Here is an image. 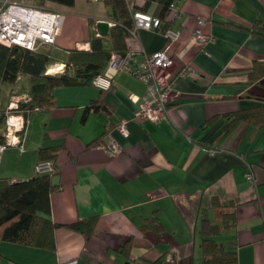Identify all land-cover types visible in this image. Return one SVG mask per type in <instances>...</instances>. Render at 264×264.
<instances>
[{"label":"crops","instance_id":"0c3cea01","mask_svg":"<svg viewBox=\"0 0 264 264\" xmlns=\"http://www.w3.org/2000/svg\"><path fill=\"white\" fill-rule=\"evenodd\" d=\"M36 1L23 3L48 5L43 7L63 15L55 43L37 48L49 52L47 68L64 64L71 48L88 49L89 36H106L114 21L105 1ZM174 1L182 16L166 26L178 31L175 41L158 29L138 27L130 44L146 53L165 47L173 59L176 94L165 118L136 119L138 102L154 99L156 91L119 69L107 89L54 86L53 103L27 117L23 150L2 152L0 178L9 181L34 175L40 149L55 162L49 203L50 218L59 225L47 246L0 238V264H147L167 252L174 264H264V126L233 118L239 109L264 104V75L248 78L254 63H264V34L256 30L264 23V0ZM146 9L157 16L152 1ZM198 19L213 40L197 41ZM98 21H107L106 34H99ZM140 59L132 55L129 68ZM188 62L196 72L178 75ZM27 79L19 74L16 82ZM15 92L17 85H1L0 108ZM95 99L110 113L85 111ZM121 119L126 136L117 129ZM109 138L120 153L99 146ZM147 217L160 226L144 224ZM204 217L219 224L210 236L235 250L233 262L203 259Z\"/></svg>","mask_w":264,"mask_h":264},{"label":"trees","instance_id":"16d2710c","mask_svg":"<svg viewBox=\"0 0 264 264\" xmlns=\"http://www.w3.org/2000/svg\"><path fill=\"white\" fill-rule=\"evenodd\" d=\"M71 4L73 0H52ZM153 2L154 12L164 22L166 27L171 3L174 0H141L134 3V8L147 10L146 4ZM110 6V13L114 21L108 34L97 35L93 32L89 36L88 49H69L67 58L61 71L47 73L50 61L48 51L31 50L18 45L6 46L0 43V88L2 84H15V93H26L30 100L19 103L14 109L28 117L31 111L51 105L53 103L52 88L56 85L93 84L94 76L101 73L111 55L116 52L123 54L126 51L125 37L133 27L134 20L125 0H105ZM256 30L264 34V23L258 24ZM19 74L28 77L26 83L18 84L16 78ZM264 75V63H254L248 72V78L259 79ZM104 110L107 114L111 109L103 101L95 99L86 107L89 110ZM11 109L0 108V124H4L6 114ZM235 119H242L260 126H264V104L246 107L235 112ZM1 139V137H0ZM98 141H95L97 143ZM93 144V143H91ZM40 158L37 160H50L53 164L51 172H35L34 175L24 179L9 181L0 178V238L36 245H50L51 232L59 224L50 218L49 194L56 188L51 183V175L57 170L51 157L42 156L44 149L39 150ZM52 156V155H51ZM155 217H147L144 224L154 223L160 226ZM77 222L67 225L79 228ZM219 224L212 223L206 217L202 221L201 248L206 263H230L235 260V250L223 247L216 242L210 234L219 231ZM173 256V254H172ZM174 264L157 258L147 264Z\"/></svg>","mask_w":264,"mask_h":264},{"label":"built area","instance_id":"2783aa9c","mask_svg":"<svg viewBox=\"0 0 264 264\" xmlns=\"http://www.w3.org/2000/svg\"><path fill=\"white\" fill-rule=\"evenodd\" d=\"M125 1L134 20V26L125 37L126 51L123 54L111 53L105 68L101 73L94 76L92 83L100 89H107L112 84L114 73L119 69H125L140 81L152 84L156 96L154 99H144L138 102L136 119L140 121L148 119L156 122L165 118L169 103L176 94L175 76L172 75L171 71L173 59L167 53L165 47L153 53H146L140 47L133 48L130 44L136 40V28L138 27L155 28L162 31L169 43L175 41L179 33L169 26L165 27L164 22L151 12L134 8V3L141 0ZM180 16H182V12L173 1L168 21H173ZM62 21L63 15L59 11L23 3V0H0V43L6 46L18 45L31 50H36L41 44H53L61 28ZM202 23H204L203 19H198V26L193 33L197 41L204 44L213 40L214 37L201 29L200 24ZM86 46H88V43ZM135 54L140 55L141 59L134 69H130L128 60ZM63 66L64 64H54L48 67L46 72L60 70ZM195 72L196 68L191 62L182 65L177 71L178 75L182 76ZM133 99L137 101L136 96H133ZM28 100H30V96L26 93H12L9 96L7 108L13 111L6 114L4 126L0 132V156L4 150L10 147H15L20 151L23 150L22 140L27 117L20 112H15L14 109L19 106V103ZM117 129L124 136L128 134L125 119L118 122ZM99 146L106 149L110 154H117L121 151L118 143L110 138L105 142H101ZM52 169L53 164L46 159L37 161L34 166L35 172H51ZM247 177L251 178L252 174L247 173ZM164 260L172 262V254L165 253ZM151 264L157 263L153 262Z\"/></svg>","mask_w":264,"mask_h":264},{"label":"water","instance_id":"95a60500","mask_svg":"<svg viewBox=\"0 0 264 264\" xmlns=\"http://www.w3.org/2000/svg\"><path fill=\"white\" fill-rule=\"evenodd\" d=\"M97 27L99 29V34H106L108 30L107 21H98Z\"/></svg>","mask_w":264,"mask_h":264},{"label":"rangeland","instance_id":"374dc122","mask_svg":"<svg viewBox=\"0 0 264 264\" xmlns=\"http://www.w3.org/2000/svg\"><path fill=\"white\" fill-rule=\"evenodd\" d=\"M45 1V0H44ZM31 2L33 3H36L37 4V1L36 0H31ZM45 3H47V2H45ZM43 6H45V7H48V5H43ZM58 54V53H57ZM61 56H63V54H61Z\"/></svg>","mask_w":264,"mask_h":264}]
</instances>
